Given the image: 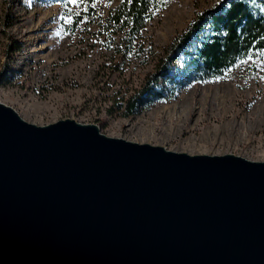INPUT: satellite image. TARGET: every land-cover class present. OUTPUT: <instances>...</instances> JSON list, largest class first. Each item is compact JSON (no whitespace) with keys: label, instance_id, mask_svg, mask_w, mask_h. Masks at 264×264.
Listing matches in <instances>:
<instances>
[{"label":"water","instance_id":"obj_1","mask_svg":"<svg viewBox=\"0 0 264 264\" xmlns=\"http://www.w3.org/2000/svg\"><path fill=\"white\" fill-rule=\"evenodd\" d=\"M0 264H264V161L36 125L0 101Z\"/></svg>","mask_w":264,"mask_h":264},{"label":"rangeland","instance_id":"obj_2","mask_svg":"<svg viewBox=\"0 0 264 264\" xmlns=\"http://www.w3.org/2000/svg\"><path fill=\"white\" fill-rule=\"evenodd\" d=\"M121 0H0V101L25 121L72 118L101 133L190 155L235 154L264 161V56L225 77L194 83L174 99L125 118L124 101L153 70L119 57L102 21ZM219 0H163L145 28L155 53L194 15ZM120 106V107H119Z\"/></svg>","mask_w":264,"mask_h":264},{"label":"trees","instance_id":"obj_3","mask_svg":"<svg viewBox=\"0 0 264 264\" xmlns=\"http://www.w3.org/2000/svg\"><path fill=\"white\" fill-rule=\"evenodd\" d=\"M162 7L163 0H121L100 26L115 55H133L144 65L153 59L152 72L119 106L125 118L174 99L191 84L217 81L264 51V0H219L155 53L144 31Z\"/></svg>","mask_w":264,"mask_h":264},{"label":"snow or ice","instance_id":"obj_4","mask_svg":"<svg viewBox=\"0 0 264 264\" xmlns=\"http://www.w3.org/2000/svg\"><path fill=\"white\" fill-rule=\"evenodd\" d=\"M80 0H69L70 4H78ZM29 3H31V0H29ZM261 56H264V51L260 52ZM217 79H220V77H217Z\"/></svg>","mask_w":264,"mask_h":264}]
</instances>
